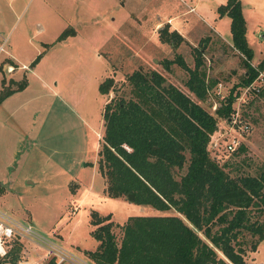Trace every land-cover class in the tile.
<instances>
[{"label": "rangeland", "instance_id": "obj_1", "mask_svg": "<svg viewBox=\"0 0 264 264\" xmlns=\"http://www.w3.org/2000/svg\"><path fill=\"white\" fill-rule=\"evenodd\" d=\"M224 1L0 0V37L5 38L0 75L12 88L27 76L23 87L0 100V208L91 264L88 252L98 244L91 219L108 214L119 241L129 215L176 213L137 204L126 194L105 195L97 168L102 106L110 96H130L125 78L134 69L159 71L187 92V72L176 63L165 69L161 60L178 54L191 67L201 47L205 77L215 83L199 103L213 113L245 69L225 31L229 18L216 10ZM241 10L255 65L264 54V0H241ZM165 23L183 36L175 46L159 38ZM4 63L13 69L6 71ZM259 74L250 87L264 82ZM106 76L112 77V87L102 94L97 85ZM244 89L238 87L233 106L248 129L243 122L233 124L231 113L217 119L210 135L209 155L219 163L226 160L231 175L255 174L264 162V97ZM232 135L243 151L224 149ZM185 165L173 168L175 178ZM23 246L38 264H46L49 257H42L40 245L24 240ZM246 254L264 264V240Z\"/></svg>", "mask_w": 264, "mask_h": 264}, {"label": "trees", "instance_id": "obj_2", "mask_svg": "<svg viewBox=\"0 0 264 264\" xmlns=\"http://www.w3.org/2000/svg\"><path fill=\"white\" fill-rule=\"evenodd\" d=\"M216 10L229 18L231 45L245 69L213 113L199 103L215 83L205 77L201 47L191 67L178 54L161 60L165 69L176 63L187 72V92L159 71L134 69L125 78L130 96H110L103 103L97 168L105 195L132 193L137 204L176 213L129 215L119 241L108 214L91 219L96 226L90 233L98 244L88 256L95 264H251L246 252L264 240V162L255 174L231 175L224 168L228 162L219 163L208 152L217 119L230 116L238 87L249 86L264 69V54L255 65L250 62L253 49L245 35L241 0H225ZM158 30L161 41L175 46L183 40L167 23ZM112 82L106 76L98 91L109 92ZM0 84L1 100L26 79L12 88L1 77ZM250 88L264 97V82ZM244 148L238 144L232 152ZM185 163V171L175 178L173 168ZM53 262L49 258L46 264Z\"/></svg>", "mask_w": 264, "mask_h": 264}, {"label": "built area", "instance_id": "obj_3", "mask_svg": "<svg viewBox=\"0 0 264 264\" xmlns=\"http://www.w3.org/2000/svg\"><path fill=\"white\" fill-rule=\"evenodd\" d=\"M4 37H0V54L4 51ZM3 67L6 71L10 72L13 69V65L4 63ZM20 67H25L21 64ZM261 73V72H259ZM261 75V74H259ZM251 86H246L244 91ZM232 113V122L242 123L241 125L248 129V125L240 116H237V110L234 107ZM238 120V121H237ZM239 144V139L232 135L224 143V149L226 151H232ZM33 241L40 245L45 253L42 257H53L55 264L67 261L72 264H91L79 256H76L66 250L60 244L50 240L48 237L40 234L33 226L27 221H21L16 219L11 214L0 208V264H38L36 259L31 258L23 246V241Z\"/></svg>", "mask_w": 264, "mask_h": 264}, {"label": "crops", "instance_id": "obj_4", "mask_svg": "<svg viewBox=\"0 0 264 264\" xmlns=\"http://www.w3.org/2000/svg\"><path fill=\"white\" fill-rule=\"evenodd\" d=\"M200 8H204V7H200ZM197 10H199V8L197 9ZM200 11V13L202 14V13H204V12H206L204 9H201V10H199ZM206 15V14H205ZM210 16H211V14H209ZM205 17V16H204ZM203 16H202V19L204 20V21H206L207 20V18H204ZM211 19L212 20H214V16H212L211 17ZM218 20V19H217ZM167 21H169L170 23H171V20H169V18H167ZM215 21V20H214ZM227 23H226V25H225V31L226 32H229V31H227L228 30V28H229V21H228V19L226 18V20H225ZM21 65V64H20ZM18 66V65H17ZM261 74H263L264 75V69L262 70V73ZM0 79H1V75H0ZM25 79H26V82H27V76H25ZM16 80V79H15ZM0 87H1V84H0ZM252 253V252H251ZM247 259H248V261L249 262H251V264H257V263H255L254 262V260H253V256H251V254L250 255H248L247 256ZM259 264V263H258Z\"/></svg>", "mask_w": 264, "mask_h": 264}, {"label": "water", "instance_id": "obj_5", "mask_svg": "<svg viewBox=\"0 0 264 264\" xmlns=\"http://www.w3.org/2000/svg\"><path fill=\"white\" fill-rule=\"evenodd\" d=\"M126 197H127V199L131 200L133 198V195H132V193H127Z\"/></svg>", "mask_w": 264, "mask_h": 264}]
</instances>
